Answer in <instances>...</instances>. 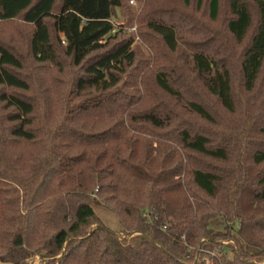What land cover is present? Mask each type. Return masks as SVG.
I'll return each mask as SVG.
<instances>
[{"label": "trees", "instance_id": "trees-1", "mask_svg": "<svg viewBox=\"0 0 264 264\" xmlns=\"http://www.w3.org/2000/svg\"><path fill=\"white\" fill-rule=\"evenodd\" d=\"M130 1L0 0V261L264 264V0Z\"/></svg>", "mask_w": 264, "mask_h": 264}, {"label": "rangeland", "instance_id": "rangeland-1", "mask_svg": "<svg viewBox=\"0 0 264 264\" xmlns=\"http://www.w3.org/2000/svg\"><path fill=\"white\" fill-rule=\"evenodd\" d=\"M131 2H134V4H132ZM177 5L180 6L178 0H142V1L131 0L130 2H128V6L126 5L125 7H128V10L132 13V15L135 18H138L141 16L142 17H147V16L152 17V16L160 15L166 19H169V20L172 19V20L179 22L177 25L181 27H187L185 24V20L184 22H180L178 18L179 15H176L173 13V11L177 9L176 7ZM188 13H191V10L186 11V15ZM197 17L201 21H204V22L207 21L205 19V15L203 14L197 15ZM128 18H129L128 13L122 10H118L114 17L115 26L118 27V30H122L126 32L127 34H134L135 36L137 35L136 40L139 42L138 46L139 47L141 46L143 47V49H145L146 47L144 46L142 41H140V38L138 36V29H140L139 24H137L136 20H132L133 26L132 28H128L127 27ZM224 21L225 19L221 18V20L217 24L213 25L216 31L221 32L223 30ZM94 209H95L97 216L101 219L103 224L110 231H112L113 233L119 234L120 236L122 235L124 231V227L119 217L114 212L105 208L104 206H96L94 207ZM34 264H41L40 258L36 259L34 261Z\"/></svg>", "mask_w": 264, "mask_h": 264}, {"label": "water", "instance_id": "water-1", "mask_svg": "<svg viewBox=\"0 0 264 264\" xmlns=\"http://www.w3.org/2000/svg\"><path fill=\"white\" fill-rule=\"evenodd\" d=\"M39 258H40V254H37V255H35L33 258H31V259H29V260H26V261L22 262L21 264H34V261H35L36 259H39ZM0 264H6V263H2V262L0 261Z\"/></svg>", "mask_w": 264, "mask_h": 264}, {"label": "built area", "instance_id": "built-area-1", "mask_svg": "<svg viewBox=\"0 0 264 264\" xmlns=\"http://www.w3.org/2000/svg\"><path fill=\"white\" fill-rule=\"evenodd\" d=\"M132 4H134V2H131Z\"/></svg>", "mask_w": 264, "mask_h": 264}]
</instances>
